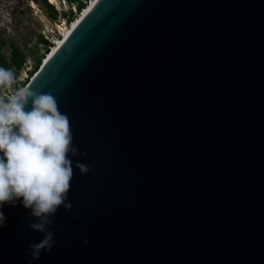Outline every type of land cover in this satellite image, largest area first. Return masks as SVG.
I'll list each match as a JSON object with an SVG mask.
<instances>
[{
	"label": "water",
	"instance_id": "water-1",
	"mask_svg": "<svg viewBox=\"0 0 264 264\" xmlns=\"http://www.w3.org/2000/svg\"><path fill=\"white\" fill-rule=\"evenodd\" d=\"M25 87L87 158L39 259L3 206L0 264H264V0H100Z\"/></svg>",
	"mask_w": 264,
	"mask_h": 264
},
{
	"label": "clouds",
	"instance_id": "clouds-1",
	"mask_svg": "<svg viewBox=\"0 0 264 264\" xmlns=\"http://www.w3.org/2000/svg\"><path fill=\"white\" fill-rule=\"evenodd\" d=\"M16 84L15 73L0 67V228L6 221L4 205L19 201L30 210L27 215L36 220L28 227L43 234L40 242L29 245L34 261L42 251L51 252L56 242L50 230L56 212L73 208L68 197L74 176L70 157L86 159L87 153L74 146L69 117L59 110L54 95ZM75 169L85 175L90 166L77 161Z\"/></svg>",
	"mask_w": 264,
	"mask_h": 264
},
{
	"label": "rangeland",
	"instance_id": "rangeland-1",
	"mask_svg": "<svg viewBox=\"0 0 264 264\" xmlns=\"http://www.w3.org/2000/svg\"><path fill=\"white\" fill-rule=\"evenodd\" d=\"M88 2L57 0L55 5L51 0H0V58H9L11 44L25 58L14 87H23L30 81L55 41L61 38L60 27L72 24Z\"/></svg>",
	"mask_w": 264,
	"mask_h": 264
},
{
	"label": "bare ground",
	"instance_id": "bare-ground-1",
	"mask_svg": "<svg viewBox=\"0 0 264 264\" xmlns=\"http://www.w3.org/2000/svg\"><path fill=\"white\" fill-rule=\"evenodd\" d=\"M53 4H57V0H51ZM100 0H90V2L87 3V6L84 8V12L79 15L75 20L72 21V24L66 25L60 27L61 31V38L57 39L50 50V52L46 55L44 60L42 61L43 66H45L57 53L59 48L64 44V42L71 36V34L82 24V22L85 20V18L88 16V14L91 12V10L98 4ZM59 4V3H58ZM32 79V78H31ZM26 86V85H25ZM23 86V87H25Z\"/></svg>",
	"mask_w": 264,
	"mask_h": 264
},
{
	"label": "trees",
	"instance_id": "trees-1",
	"mask_svg": "<svg viewBox=\"0 0 264 264\" xmlns=\"http://www.w3.org/2000/svg\"><path fill=\"white\" fill-rule=\"evenodd\" d=\"M65 1L67 3H74L76 0H65ZM47 6L52 10L51 6L49 5ZM24 60L25 58L23 54L20 53V51L15 45L11 44L10 45V56L8 59H4L3 57L0 58V67H3L5 69H10L15 73V75H17V72L22 68L24 64Z\"/></svg>",
	"mask_w": 264,
	"mask_h": 264
}]
</instances>
